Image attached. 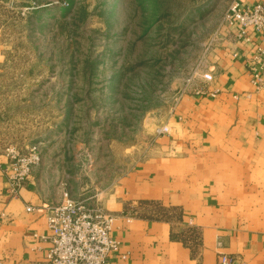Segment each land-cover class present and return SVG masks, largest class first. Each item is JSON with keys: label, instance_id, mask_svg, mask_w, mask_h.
Listing matches in <instances>:
<instances>
[{"label": "crops", "instance_id": "0c3cea01", "mask_svg": "<svg viewBox=\"0 0 264 264\" xmlns=\"http://www.w3.org/2000/svg\"><path fill=\"white\" fill-rule=\"evenodd\" d=\"M221 33L200 68L211 79L197 76L155 122L168 132L154 136L150 155L108 186L73 197L99 200L115 216L111 235L119 249L107 264H219L218 252L229 256V264H264V92L249 83V44L226 28ZM7 61L0 33V74ZM9 80L0 76V264H47L46 207L72 187L57 178L69 175L66 169L47 163L72 158L64 149L48 152L57 129L68 136L67 124L58 123L66 111L33 104L35 93L10 87ZM30 144L39 145L40 161L8 196L4 148L23 151ZM87 186L78 184L76 191Z\"/></svg>", "mask_w": 264, "mask_h": 264}, {"label": "rangeland", "instance_id": "374dc122", "mask_svg": "<svg viewBox=\"0 0 264 264\" xmlns=\"http://www.w3.org/2000/svg\"><path fill=\"white\" fill-rule=\"evenodd\" d=\"M231 1L0 0V76L33 91V104L67 109L58 123L68 136L57 129L48 152L72 158L47 162L69 173L57 177L72 184L65 198L95 193L150 155L155 122L202 76Z\"/></svg>", "mask_w": 264, "mask_h": 264}, {"label": "built area", "instance_id": "2783aa9c", "mask_svg": "<svg viewBox=\"0 0 264 264\" xmlns=\"http://www.w3.org/2000/svg\"><path fill=\"white\" fill-rule=\"evenodd\" d=\"M221 22L236 40L249 44V83L254 90L264 92V4H245L232 0L227 5ZM249 30L254 33V39ZM218 39L216 33L209 40L207 48ZM201 78L209 81L211 75L203 73ZM195 90L199 91V88ZM184 92L186 91H182L178 98ZM155 132L163 135L168 132V127L162 125ZM4 153L9 161L5 192L8 196H14L28 179L31 168L39 163L41 153L38 144L26 145L23 151L7 146ZM89 199L66 197L46 207L47 226L51 232L47 264H107L110 256L118 251L119 242L111 235L115 216L106 211L98 200ZM25 209L31 211L33 208L28 205ZM216 246L220 247L219 241ZM218 255L219 264L230 263L227 254L218 252Z\"/></svg>", "mask_w": 264, "mask_h": 264}, {"label": "trees", "instance_id": "16d2710c", "mask_svg": "<svg viewBox=\"0 0 264 264\" xmlns=\"http://www.w3.org/2000/svg\"><path fill=\"white\" fill-rule=\"evenodd\" d=\"M65 111H66V116H67V109L65 108Z\"/></svg>", "mask_w": 264, "mask_h": 264}]
</instances>
